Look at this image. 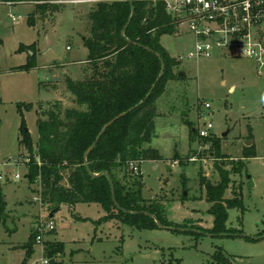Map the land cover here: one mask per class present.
Returning <instances> with one entry per match:
<instances>
[{
    "label": "rangeland",
    "instance_id": "374dc122",
    "mask_svg": "<svg viewBox=\"0 0 264 264\" xmlns=\"http://www.w3.org/2000/svg\"><path fill=\"white\" fill-rule=\"evenodd\" d=\"M96 1H39L48 5L45 12L35 2L0 3V186L7 214L0 223V264H22L25 251L20 245L27 241L35 221L50 212L40 201L37 181L25 177L26 162L36 155V148L29 151L19 145L21 119L35 144L37 111L45 117L55 106L61 114L77 107L65 78L81 80L89 72L82 38L88 35L87 14ZM30 16L33 25L28 24ZM186 31L181 26L179 34L160 36L170 56L186 51L179 46ZM31 43L35 66L13 69L27 61ZM20 44L25 51H17ZM48 50L59 59L47 60ZM180 71L181 76L168 80L157 99L160 114L154 119L149 143L165 161L140 165L142 196L162 203L172 228L141 229L102 220L104 211L95 202L62 204L51 218L54 233L43 239L64 243L56 264H216L219 253L226 263L218 264H264V76L257 74L250 58L221 51L210 58L183 59L173 68V73ZM202 101L210 108L201 106ZM28 102L33 108L19 111L18 104ZM206 120L213 124L207 139L218 137L220 153L231 160H241L244 148L254 145L255 155L242 159L240 173L231 174L224 193L230 199L241 191L242 209L228 208L225 225L251 239L210 232L213 214L199 180L203 176L216 184L220 177L210 140H191L185 124L189 121L198 128ZM174 151L180 159H171ZM15 174L20 179L14 180ZM63 176L66 184L67 171ZM33 250L23 264L44 256L41 243H35Z\"/></svg>",
    "mask_w": 264,
    "mask_h": 264
},
{
    "label": "trees",
    "instance_id": "16d2710c",
    "mask_svg": "<svg viewBox=\"0 0 264 264\" xmlns=\"http://www.w3.org/2000/svg\"><path fill=\"white\" fill-rule=\"evenodd\" d=\"M39 1L42 0H0V3L35 2V7L45 12L48 5H40ZM87 17L90 25L82 42L87 49L85 62L89 73L81 80L65 78L75 104L84 108H66L61 114L55 106L45 117L37 111L35 144L24 118L21 119L19 145L29 151L33 146L36 148V155L26 162L25 177L29 182L37 181L41 203L54 213L62 204L95 202L104 211L102 220H118L141 229L157 228V222L167 227L171 223L162 203L142 196L143 176L140 171L134 173L131 163L140 169L148 160L165 161L149 143L154 134V119L158 116L157 99L163 94L166 82L180 76L173 73L179 62L170 56L160 39L162 34H174L176 25L163 1L153 0H99ZM28 24H34L32 16ZM24 46L20 44L17 51H25ZM29 49L27 61L13 69L30 70L35 66V44L31 43ZM22 108L30 110L33 104L19 103V111ZM118 115L88 151L103 126ZM185 124L189 126L191 140L207 139L198 138L191 122L185 121ZM207 140L211 142L213 165L220 177L216 184L203 176L199 180L213 214L214 227L210 232L234 237L239 232L228 229L225 221L228 208L242 209V193L239 190L230 199L224 198V193L231 174L240 173L242 159L255 155L254 145L244 148L241 160H231L220 153L218 137ZM171 159H180L176 151ZM66 171L67 183L63 184ZM104 171L110 178L101 173ZM91 173L99 174L92 176ZM4 209L0 186V223L7 217ZM35 243V233L31 230L27 241L20 245L25 251L22 264L34 252ZM41 243L44 256L56 264L54 259L63 252L64 243L58 240ZM215 260L226 263L220 253L215 254Z\"/></svg>",
    "mask_w": 264,
    "mask_h": 264
},
{
    "label": "built area",
    "instance_id": "2783aa9c",
    "mask_svg": "<svg viewBox=\"0 0 264 264\" xmlns=\"http://www.w3.org/2000/svg\"><path fill=\"white\" fill-rule=\"evenodd\" d=\"M153 1H163L176 25V32L180 31L181 26H186L187 32L194 38L191 48L175 56L178 62L183 59L210 58L214 52L221 51L230 56L250 58L257 74L264 76V0ZM201 106L210 108L207 101H202ZM202 124L196 128L197 136L207 138L211 135L213 124L207 120ZM191 159L194 160L193 157ZM131 169L134 173L140 171L138 165L133 163ZM13 179H20V175L15 174ZM48 214L39 217L31 229L35 233L36 243H41L45 235L54 230L52 217ZM32 264L52 263L43 256Z\"/></svg>",
    "mask_w": 264,
    "mask_h": 264
},
{
    "label": "water",
    "instance_id": "95a60500",
    "mask_svg": "<svg viewBox=\"0 0 264 264\" xmlns=\"http://www.w3.org/2000/svg\"><path fill=\"white\" fill-rule=\"evenodd\" d=\"M44 56L46 57V59L47 60H49V61H56V60H58L59 58L51 51V50H48V51H46L45 53H44ZM162 68H163V65H162ZM181 71L179 72V75L181 76ZM154 86V85H153ZM121 115V114H120ZM120 115H118V116H116V117H114L113 119H111L109 122H107L104 126H103V128L101 129V131H100V133L98 134V136L96 137V139H95V141L93 142V144L88 148V151L92 148V146L98 141V139H99V137L102 135V133L105 131V129L115 120V119H117ZM225 135V133H222V136H224ZM167 168H169L168 166H167ZM101 173H103L105 176H107L108 178H110V176H109V173L107 172V171H104V172H101ZM99 173H96V174H94V173H91V175L92 176H97ZM53 213H54V210L53 211H50L49 212V217H53ZM157 226L158 227H165V226H162L159 222H157ZM167 227H169V226H167ZM167 227H165V228H167ZM169 228H172V227H169ZM236 235H238V236H242V237H244L245 235L244 234H242V233H236L235 234V236Z\"/></svg>",
    "mask_w": 264,
    "mask_h": 264
},
{
    "label": "crops",
    "instance_id": "0c3cea01",
    "mask_svg": "<svg viewBox=\"0 0 264 264\" xmlns=\"http://www.w3.org/2000/svg\"><path fill=\"white\" fill-rule=\"evenodd\" d=\"M179 34V32H175L174 35ZM183 34V41L182 43H180V49L187 50L189 48L192 47L193 43H194V38L192 37V35L189 32H184ZM86 59V58H85ZM85 61V60H84ZM89 73V72H88ZM156 108H158L157 106V102H156ZM158 114H160V109L158 108ZM141 171V169H140ZM60 241V240H58Z\"/></svg>",
    "mask_w": 264,
    "mask_h": 264
}]
</instances>
